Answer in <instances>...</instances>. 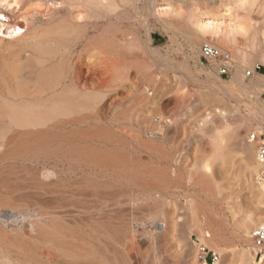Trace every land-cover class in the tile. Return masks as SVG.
<instances>
[{"label":"rangeland","instance_id":"374dc122","mask_svg":"<svg viewBox=\"0 0 264 264\" xmlns=\"http://www.w3.org/2000/svg\"><path fill=\"white\" fill-rule=\"evenodd\" d=\"M50 1L18 0L25 28L0 34V264H201L200 246L215 264H264L251 237L264 182L249 140L264 125L248 118L264 90H247L248 61L225 85L242 37L223 46L236 68L222 78L187 22L203 12L223 29L262 28L264 0ZM41 62L54 86L43 125L28 96Z\"/></svg>","mask_w":264,"mask_h":264},{"label":"bare ground","instance_id":"6f19581e","mask_svg":"<svg viewBox=\"0 0 264 264\" xmlns=\"http://www.w3.org/2000/svg\"><path fill=\"white\" fill-rule=\"evenodd\" d=\"M30 1V0H29ZM72 1V0H71ZM90 1V0H89ZM110 1V0H109ZM108 1V2H109ZM34 2V1H33ZM48 2V1H47ZM51 4L54 6L55 10L59 9L61 6L63 7V4L64 6L66 5L65 2L66 0H57V1H50ZM68 2V1H67ZM66 2V3H67ZM74 2V1H73ZM86 2V1H85ZM250 4L251 5H254L258 2V0H249ZM69 3V2H68ZM78 3V2H77ZM92 3V1H91ZM94 3V2H93ZM92 3V4H93ZM18 4L15 8H17L19 6V3H18V0H0V34H3V35H6V36H15V35H18V33L16 32L17 29H18V26H21L24 24V21H22L21 19L23 18V16L27 15V14H23V15H20L21 13L14 8V6ZM33 4V3H32ZM74 4V3H73ZM81 4V3H80ZM84 4V3H83ZM95 4V3H94ZM111 4V3H109ZM108 4V8L110 7V5ZM113 4V3H112ZM85 5V4H84ZM90 4H88L89 6ZM29 6V5H28ZM71 6V5H70ZM93 6V5H91ZM105 6V5H104ZM107 6V5H106ZM37 7V6H36ZM72 7V6H71ZM75 7L77 8L78 7V4L77 6L75 5ZM81 7V6H80ZM86 7H87V4H86ZM94 7H96L94 5ZM98 7V6H97ZM97 7H96V11H97ZM103 7V6H101ZM113 5L111 6V10L113 11ZM33 8V7H32ZM69 8V7H68ZM66 8V9H68ZM75 8V9H76ZM100 8V7H99ZM107 8V7H105ZM164 8V7H163ZM161 8V9H163ZM78 9V8H77ZM161 9H157L155 11V15L158 16L159 18H162V15L163 13L161 12ZM255 9V8H254ZM22 10V9H21ZM27 10V9H26ZM38 10V9H37ZM94 10V11H95ZM107 10V9H106ZM111 10H109L108 13H112ZM24 11V10H22ZM28 11V10H27ZM26 11V12H27ZM61 11V10H60ZM68 11V10H67ZM89 11V10H88ZM91 11V9H90ZM101 11V10H99ZM98 11V12H99ZM93 12V10L91 11ZM107 12V11H106ZM104 12V13H106ZM20 13V14H19ZM24 13V12H23ZM40 13V12H39ZM69 13V12H68ZM88 13V12H87ZM95 13V12H94ZM101 14H103L102 12H99ZM264 13V12H263ZM262 14V13H261ZM44 15V14H43ZM48 15V14H47ZM89 15V14H88ZM87 15V16H88ZM95 15V14H94ZM97 15V14H96ZM99 15V14H98ZM105 15V14H103ZM263 15V14H262ZM49 16H51L49 14ZM109 16V15H108ZM112 16V15H111ZM204 16V13L203 12H192L190 15H189V18H188V24H189V27L191 28L193 34L191 35V41L190 43L192 44V47L193 49H195L197 47V39L201 38L205 41H207V43H216L218 44L219 47L223 48V46H228V45H236V43H238V40H239V36L243 38L244 40V43L246 45V48L245 50H242L241 51V63L238 64L237 66V70H236V73L235 75L233 76L232 78V81L229 83H225L226 84H233L235 82H238L240 81L241 79H243L242 77L244 76V66L242 63H244L245 61H248L249 64H250V67H251V70H255V68L258 66V63L261 62V63H264V27L260 28V27H257L256 25V28L253 26V25H249V22H240L238 24V28H229V29H223L221 28V26L215 22V20L210 16V14H205V17ZM264 16V15H263ZM44 17V16H43ZM48 17V16H47ZM89 17V16H88ZM92 17V16H91ZM102 17V16H101ZM33 18V17H32ZM60 18V17H59ZM87 18V17H86ZM96 18V17H95ZM30 19V18H29ZM46 19V18H45ZM92 19V18H91ZM25 20V19H24ZM88 20V19H87ZM64 21V19L62 20ZM27 22V21H26ZM36 22V21H35ZM50 22V21H49ZM57 22V21H56ZM48 23V22H47ZM92 23V22H91ZM57 24V23H56ZM52 25V24H51ZM55 25V24H54ZM25 24H24V28H25ZM61 26V24H60ZM64 25H62L63 27ZM253 26V27H252ZM28 27V26H27ZM38 28L39 25L37 26ZM50 27V26H49ZM79 27V26H78ZM36 28V27H35ZM57 28V27H56ZM67 28H68V25H67ZM252 28H254V30H251ZM28 29V28H27ZM34 29V27H33ZM37 29V28H36ZM49 29V28H48ZM64 29V28H63ZM62 29V31H63ZM46 30V29H45ZM56 29H54L55 31ZM69 30V29H68ZM24 31V29H23ZM33 31V30H32ZM52 31V30H51ZM51 31L48 32L51 33ZM73 31V30H72ZM29 32V31H28ZM34 32V31H33ZM36 32V31H35ZM44 32V31H43ZM59 32V31H58ZM64 32V31H63ZM68 32V31H67ZM38 33V32H36ZM42 33V32H41ZM40 33V34H41ZM46 32H44L43 34H45ZM61 33V32H60ZM59 33V34H60ZM72 33V32H71ZM80 33V32H79ZM48 34V33H47ZM69 34V32H68ZM28 35V34H27ZM36 35V34H35ZM61 35V34H60ZM67 35V34H66ZM72 35V34H71ZM76 35V34H75ZM32 36V34H31ZM44 36V35H43ZM46 36V35H45ZM48 36V35H47ZM64 36V35H63ZM40 37V36H38ZM49 37V36H48ZM79 37V36H78ZM28 38V37H27ZM31 38V37H29ZM37 38V37H36ZM44 38V37H43ZM52 39V37H50ZM76 38V37H75ZM82 38V37H81ZM77 39V38H76ZM27 40V39H26ZM39 40V39H38ZM43 40V39H42ZM50 40V39H49ZM32 42V41H31ZM35 42V41H34ZM47 43V40L44 41ZM213 43V44H214ZM43 45L44 43L43 42H39L38 45ZM215 44V45H216ZM26 45V44H25ZM47 45V44H44V46ZM33 46V45H31ZM37 46V45H36ZM35 47V46H34ZM41 47V46H40ZM39 47V49H40ZM30 49V48H29ZM42 49V48H41ZM41 49L39 51H41ZM46 49H48L46 47ZM45 49V50H46ZM36 51V50H35ZM33 51V52H35ZM41 52H44V49L43 51ZM46 52V51H45ZM48 52V51H47ZM46 52V53H47ZM90 53V52H89ZM38 54V53H37ZM45 54V53H44ZM43 54V55H44ZM48 54V53H47ZM107 54V53H106ZM111 54V53H110ZM28 55V54H27ZM39 55V54H38ZM41 55V54H40ZM39 55V56H40ZM52 55V54H51ZM89 55V54H88ZM33 56V55H32ZM50 56V55H49ZM48 56V57H49ZM54 56V55H53ZM34 57V56H33ZM41 57L43 58V56L41 55ZM40 57V58H41ZM45 57V56H44ZM36 60V61H39V59ZM95 58V57H94ZM36 59V58H35ZM46 62L49 61L50 59L48 58V60H46V58H43ZM98 59V58H97ZM43 60V61H44ZM9 62V61H8ZM12 62V61H11ZM10 62V63H11ZM45 62V63H46ZM38 63V62H37ZM45 63H39V65H30L31 68L30 69H33L35 71H32L33 73L37 72L39 74H37L36 78L37 80L35 82H37V86L40 85L38 91H37V95H31V91L28 92L30 93L28 96H32L30 97L32 101L35 102V104L39 107V108H43L44 110V113H40L39 114V117H37L38 119H34L33 121V124L36 123V124H40V125H43L44 123H47L49 120H50V116L47 114L46 110L47 107H49V103L48 102H51V99L49 98V100H46V101H40L42 99V96L45 94V93H48L50 90L52 91V89H54V86L52 85V80L49 81V76H50V71L48 70V68L46 67V64ZM29 64V63H28ZM27 64V65H28ZM42 64V65H40ZM102 65V64H101ZM95 66V65H94ZM100 66V65H99ZM11 67V66H10ZM49 67V66H48ZM26 69V68H25ZM53 70V68H52ZM114 71V70H113ZM50 72V73H49ZM12 73H14V71H12ZM30 73V72H29ZM33 73H30L29 75H33ZM107 73V71H106ZM54 76V74H53ZM101 76V75H100ZM119 76V74H118ZM254 79L252 80V82L250 83V85L247 87V90H254V89H258V90H264V79L263 77H261L259 74H255L254 75ZM102 77V76H101ZM110 77V76H109ZM213 78V76H211ZM32 78V77H31ZM114 78V77H113ZM33 79V78H32ZM113 80V79H112ZM32 81V80H31ZM34 82V81H33ZM57 86V84L55 85V87ZM87 87V85H85ZM56 89V88H55ZM28 90V89H27ZM36 90V89H35ZM27 92V91H26ZM25 92V93H26ZM36 92V91H35ZM75 92V91H74ZM56 93V92H55ZM70 94V93H68ZM78 94V93H77ZM59 96V95H58ZM64 96V95H63ZM73 97V96H72ZM55 98V97H54ZM78 98V97H77ZM48 99V98H46ZM55 100V99H54ZM53 101V103H55ZM64 100V99H63ZM62 100V102H63ZM12 101V100H11ZM29 101V100H28ZM67 102H70V101H67ZM76 102V101H75ZM75 102H72V103H75ZM79 102V101H78ZM83 102V101H82ZM48 103V104H47ZM61 103V102H60ZM64 103V102H63ZM62 103V105H63ZM57 104V103H56ZM67 104V103H66ZM76 104V103H75ZM60 105V104H59ZM65 105V103H64ZM72 105V104H71ZM32 106V105H31ZM35 106V105H34ZM70 106V105H69ZM25 107V106H24ZM22 108V110L24 111V109H28V108ZM27 107V106H26ZM58 107V106H57ZM68 107V106H67ZM65 106V109L67 108ZM75 107V106H74ZM38 108V109H39ZM73 108V106H72ZM18 109V108H17ZM31 109V108H30ZM63 109V107H62ZM21 110V111H22ZM32 110V109H31ZM36 110V109H35ZM35 110H32V111H35ZM52 110V108H51ZM55 110H58V109H54ZM74 110V109H73ZM79 110V109H78ZM9 111H12L11 109ZM20 111V112H21ZM32 111L30 113H32ZM60 111V110H59ZM66 111V110H65ZM72 111V110H71ZM15 112V110H14ZM17 114L19 113L18 111H16ZM15 112V114H16ZM28 112V111H27ZM56 112V111H55ZM61 112V111H60ZM59 112V113H60ZM74 112V111H73ZM67 113V112H66ZM28 113H26L27 115ZM42 114H45V115H42ZM58 114V113H57ZM56 114V115H57ZM61 114V113H60ZM29 115V114H28ZM27 115V116H28ZM20 116V115H18ZM27 116H20L19 119L21 118H25ZM31 117H33L32 115H30ZM57 117V116H56ZM68 117V116H67ZM29 118V117H27ZM26 118V119H27ZM248 118H249V121H256V122H260L264 125V107H262L261 105L258 104V102L255 100L254 101V104L251 106V109H250V114L248 115ZM15 119H16V116H15ZM54 119V118H53ZM16 122V121H15ZM24 122H26V120H24ZM32 122V121H31ZM52 122V121H51ZM17 124V123H16ZM22 124V123H21ZM25 126V125H24ZM34 126V125H33ZM262 191H264V186L262 187ZM260 227H264V222L262 223V226ZM50 243V242H49Z\"/></svg>","mask_w":264,"mask_h":264},{"label":"built area","instance_id":"2783aa9c","mask_svg":"<svg viewBox=\"0 0 264 264\" xmlns=\"http://www.w3.org/2000/svg\"><path fill=\"white\" fill-rule=\"evenodd\" d=\"M200 59L204 65H208L215 69L217 74L222 78H230L236 68V62L233 54L224 48L213 43H204L200 51ZM262 71L261 66H257L254 71H248V76L259 74ZM250 142L256 148V159L260 168L258 182H264V133L253 132L249 138ZM252 240L259 249L260 254H264V227H257L252 232ZM198 258L201 264H215L219 261L220 256L211 252L206 246H200Z\"/></svg>","mask_w":264,"mask_h":264}]
</instances>
